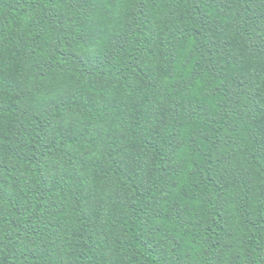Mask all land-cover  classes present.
Here are the masks:
<instances>
[{
    "label": "trees",
    "instance_id": "1",
    "mask_svg": "<svg viewBox=\"0 0 264 264\" xmlns=\"http://www.w3.org/2000/svg\"><path fill=\"white\" fill-rule=\"evenodd\" d=\"M0 264H264V0H0Z\"/></svg>",
    "mask_w": 264,
    "mask_h": 264
}]
</instances>
